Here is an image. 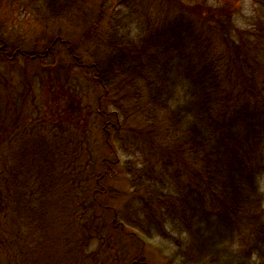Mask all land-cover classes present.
<instances>
[{"label": "trees", "instance_id": "16d2710c", "mask_svg": "<svg viewBox=\"0 0 264 264\" xmlns=\"http://www.w3.org/2000/svg\"><path fill=\"white\" fill-rule=\"evenodd\" d=\"M89 1L20 0L18 5L27 10L32 6V14L49 24L85 14ZM215 1L218 7L183 0L178 14L162 18L121 11L136 0H116L104 16L106 4L101 1L88 36L97 35L101 25L104 30L88 65L68 42L55 38L25 52L10 45L0 31V61L22 57L44 64L48 52L62 44L67 81L76 77V70L101 90L94 113L103 123L110 160L104 158L105 172L96 177L95 187L111 167L126 169L135 202L117 222L121 229L126 225L140 231L138 239L160 238L166 246L159 249L165 264H264V0H254L261 28L247 39L233 27L229 0ZM4 3L0 0V8ZM243 55L250 76L247 83L241 78L238 88L229 89L225 72H244V64H235ZM250 61H257L259 71ZM48 74L54 79L42 82L40 99L33 98L38 117L33 120V113L24 111L27 126L40 130L17 137L0 132V264L54 262L59 170L74 163L63 157L69 154L63 150V136L72 134L70 125L79 129L85 104L82 94L70 88L67 94L55 82L56 74ZM125 102L137 104L144 124L161 127L170 142L167 148L182 151L190 165L186 177L168 161L153 169L144 161L133 171L132 162L120 159L136 154L119 135ZM83 207L75 212L80 222L89 212Z\"/></svg>", "mask_w": 264, "mask_h": 264}, {"label": "rangeland", "instance_id": "374dc122", "mask_svg": "<svg viewBox=\"0 0 264 264\" xmlns=\"http://www.w3.org/2000/svg\"><path fill=\"white\" fill-rule=\"evenodd\" d=\"M101 1L104 5L106 4L103 8L104 16H107L108 7L115 4L116 0H90L87 5L88 10L85 14L80 13V18L78 16L68 22L47 24L39 19V15L32 14V6L27 10L26 7L18 5L20 0H3L5 3L4 8H0V31L10 45L16 49L21 48L25 52L43 48L44 41L55 38L62 44L68 42L76 55L84 54L83 60L88 65L90 60L88 56L94 49V42L99 33H103L104 30V25H101L97 35L88 36L93 24H96L95 15ZM201 1H206L209 6L218 5L215 0ZM179 3L183 5V0H136L133 7L122 8L121 11L128 14L131 12L129 9H132L140 16L147 14L146 16L162 18L167 13L178 14ZM226 6L232 10L231 21L236 33H241L245 39L249 35L255 38L261 27L258 26L260 16L256 12L254 0H229ZM128 15L131 16V14ZM235 40L237 42L239 39ZM62 44H58L55 49L48 52L49 60H46L44 64L32 58L22 57H17L9 63L0 61V132L1 129L4 130L3 135L31 136V133L40 130L37 127L29 128L27 120L29 117H33V120L38 117L33 109V98L40 99L42 82H51L54 79V76L50 78L48 73L56 74L55 82L61 83L60 85L63 86V90L67 91V94H70V90H74L77 96L80 93L84 97L81 105L85 104V110L83 108L80 113L79 129L70 125L72 134L63 136V150L69 151V154L63 157L76 165L73 163V166L59 170L61 186L55 197L57 208L53 214L56 225L60 229L54 230L52 235L51 254L54 262L52 260L51 264H165L166 260L163 259L159 249L166 248V246L160 238L138 239L140 236L136 233L139 234L140 231L126 225L124 229H121L117 222L118 216L123 215L125 207L135 202L126 169L120 165L111 167L103 176L102 184L95 187L94 180L105 172L104 158L110 160L108 144L106 139L104 141L102 134L103 123L101 124L99 118H95L94 113L101 90L95 84L84 81L83 75L76 70V77L71 82L67 81L68 61L63 53L66 47ZM54 54L57 58H53ZM254 56L260 57L259 53H254ZM245 58V55L239 57L235 63L236 67L241 64L245 66ZM250 63L255 71H259L257 61H250ZM226 66L221 68L223 72L226 71L224 69ZM238 69L234 71L231 69L230 73L225 72L229 77L227 88H238L240 83L237 84L236 81L241 78L242 83L248 80L246 77L249 72L246 66L244 72ZM73 98L79 97L74 96ZM127 103H124L125 113L119 115L124 116V119L121 117L119 119L121 122L119 135L121 139H127L130 142L136 154L131 159L128 156H120V159L132 162L130 167L133 171L139 169L144 161L149 163L152 169L155 168L154 165L157 168L161 163L168 161L173 168L180 169L186 177L190 172L188 170L190 165L182 151L176 152L175 146H171V149L167 148L170 142L164 138L161 127L144 124L137 104ZM63 104H68V101L66 100ZM26 108L33 113L27 118L24 113ZM108 111L112 112V108ZM85 116L88 119L83 123ZM63 122L64 126L69 125L68 120ZM111 130L107 127L105 129L108 132H112ZM164 148L167 149L163 150ZM260 183L264 195V181L261 180ZM83 206L89 212L80 222L77 221L80 215L75 212L77 208L81 209ZM18 264L25 263L18 262Z\"/></svg>", "mask_w": 264, "mask_h": 264}]
</instances>
